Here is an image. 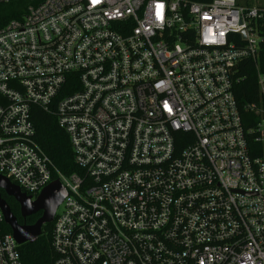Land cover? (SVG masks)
<instances>
[{"label": "built area", "instance_id": "1", "mask_svg": "<svg viewBox=\"0 0 264 264\" xmlns=\"http://www.w3.org/2000/svg\"><path fill=\"white\" fill-rule=\"evenodd\" d=\"M263 42L264 8L238 0H43L0 27V174L66 187L53 264H264ZM34 106L79 173L38 143ZM5 224L0 264H23Z\"/></svg>", "mask_w": 264, "mask_h": 264}, {"label": "trees", "instance_id": "2", "mask_svg": "<svg viewBox=\"0 0 264 264\" xmlns=\"http://www.w3.org/2000/svg\"><path fill=\"white\" fill-rule=\"evenodd\" d=\"M43 0H12L8 3L0 4V27L6 25L13 19H21L30 5H37ZM198 2H210L211 0H192ZM245 5H252L250 2H240ZM264 8V5H259ZM260 66L264 71V42L260 55ZM249 66H239V82L234 90L240 104L246 105L255 100L257 94L255 65L252 61ZM32 119L36 127V140L52 159L59 171L65 175L79 173V169L74 161V153L66 132L58 125L57 119L52 114L44 112L38 106H34ZM57 178V175H55ZM9 199L7 198L6 201ZM9 202V201H8ZM7 202V203H8ZM9 204V203H8ZM13 214L18 222L22 224V216L18 206L10 205ZM36 216L31 217V222L36 220ZM54 222L43 225L42 234L33 243H24L19 247L23 264H53L54 251L52 248V229ZM5 231L11 232V228L5 224Z\"/></svg>", "mask_w": 264, "mask_h": 264}, {"label": "water", "instance_id": "3", "mask_svg": "<svg viewBox=\"0 0 264 264\" xmlns=\"http://www.w3.org/2000/svg\"><path fill=\"white\" fill-rule=\"evenodd\" d=\"M0 189L20 204L22 217L26 218L37 212H42L41 217L34 224H20L0 192V208L5 222L11 228L14 238L20 245L27 242L33 243L40 237L43 225L53 222L58 206L67 195V189L59 179L49 183L33 198L32 195L22 192L20 187L9 178L0 174Z\"/></svg>", "mask_w": 264, "mask_h": 264}, {"label": "flooded vegetation", "instance_id": "4", "mask_svg": "<svg viewBox=\"0 0 264 264\" xmlns=\"http://www.w3.org/2000/svg\"><path fill=\"white\" fill-rule=\"evenodd\" d=\"M0 192H1L2 197L5 199V201L7 200V198L9 199L8 200L9 202L6 201V202L9 203V206L10 205H13L14 208H16L18 206L19 211H20V204L13 197L8 196L5 193V191L2 190V189H0ZM20 214H21V212H20ZM36 215H37L36 220L34 222H31V217L36 216ZM41 215H42V212H37V213H35L33 215H30V216H28L26 218L22 217V224L32 225V224H34L41 217Z\"/></svg>", "mask_w": 264, "mask_h": 264}, {"label": "rangeland", "instance_id": "5", "mask_svg": "<svg viewBox=\"0 0 264 264\" xmlns=\"http://www.w3.org/2000/svg\"><path fill=\"white\" fill-rule=\"evenodd\" d=\"M240 2H250L252 5H264V0H239Z\"/></svg>", "mask_w": 264, "mask_h": 264}]
</instances>
